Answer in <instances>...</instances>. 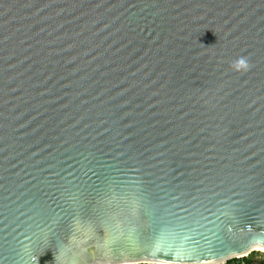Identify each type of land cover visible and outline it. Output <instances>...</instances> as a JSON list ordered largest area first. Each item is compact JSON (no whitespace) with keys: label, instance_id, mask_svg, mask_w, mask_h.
<instances>
[{"label":"water","instance_id":"water-1","mask_svg":"<svg viewBox=\"0 0 264 264\" xmlns=\"http://www.w3.org/2000/svg\"><path fill=\"white\" fill-rule=\"evenodd\" d=\"M254 248L264 0H0V264Z\"/></svg>","mask_w":264,"mask_h":264},{"label":"built area","instance_id":"built-area-1","mask_svg":"<svg viewBox=\"0 0 264 264\" xmlns=\"http://www.w3.org/2000/svg\"><path fill=\"white\" fill-rule=\"evenodd\" d=\"M255 252L257 251L233 257L219 264H264V253L258 252L259 255L253 256Z\"/></svg>","mask_w":264,"mask_h":264},{"label":"bare ground","instance_id":"bare-ground-1","mask_svg":"<svg viewBox=\"0 0 264 264\" xmlns=\"http://www.w3.org/2000/svg\"><path fill=\"white\" fill-rule=\"evenodd\" d=\"M254 251H257V252H263L264 253V248H254L253 250H251V252H254ZM250 253V252H249ZM245 255V254H244ZM139 263H149L147 261H142V262H133V263H127V264H139ZM160 264V263H159ZM165 264H172V263H165Z\"/></svg>","mask_w":264,"mask_h":264},{"label":"clouds","instance_id":"clouds-1","mask_svg":"<svg viewBox=\"0 0 264 264\" xmlns=\"http://www.w3.org/2000/svg\"><path fill=\"white\" fill-rule=\"evenodd\" d=\"M235 67L237 68H246L247 67V64L246 62L241 58V59H238L236 64H235Z\"/></svg>","mask_w":264,"mask_h":264},{"label":"rangeland","instance_id":"rangeland-1","mask_svg":"<svg viewBox=\"0 0 264 264\" xmlns=\"http://www.w3.org/2000/svg\"><path fill=\"white\" fill-rule=\"evenodd\" d=\"M257 255H259L258 252H255V253L253 254V256H257ZM139 264H144V263H139Z\"/></svg>","mask_w":264,"mask_h":264}]
</instances>
